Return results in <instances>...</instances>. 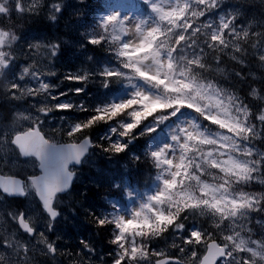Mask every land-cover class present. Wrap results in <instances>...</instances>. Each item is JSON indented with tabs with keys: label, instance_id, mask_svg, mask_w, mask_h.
I'll list each match as a JSON object with an SVG mask.
<instances>
[{
	"label": "snow or ice",
	"instance_id": "snow-or-ice-1",
	"mask_svg": "<svg viewBox=\"0 0 264 264\" xmlns=\"http://www.w3.org/2000/svg\"><path fill=\"white\" fill-rule=\"evenodd\" d=\"M225 3L226 0H144L150 10L147 19L139 14L122 15L120 11H113L97 21L95 27L81 32L87 43L97 46L102 43L97 29L117 25L119 31L116 35L123 49L118 65L97 67L91 71L82 67L75 74L65 71L62 84L68 86L51 90L47 101L55 109L47 115L42 113L43 121L33 123L30 115H25L31 109H26L20 114L23 123L11 130L0 129V137L10 149L0 155V202H4L0 205V232H3L0 235V248L7 247L9 238L31 244L38 236H45L54 229L60 216L59 196L70 187L74 177L70 165L82 162L90 148L99 145L103 149L107 145L113 154H120L138 136H155L158 129L163 130L170 123H175L169 132L170 139L146 153L155 163L168 169L167 175L157 172L156 178L162 185L158 195L149 197L148 202L134 210L130 217L102 216L94 222L100 228L112 226L110 243L116 251L115 255L109 253L112 259L107 264H181L183 257L177 253L190 254L193 264H233L236 256L233 248L245 256L257 246H264V232H259L250 240H247L246 233L241 232L243 223H249L250 230L253 224H264V200H259V208L255 207L258 200L256 192L264 191V182L254 181L247 175L258 162L259 170L252 172V175L264 178V101L253 100L249 95L256 94L254 86H257L259 94L264 96V21L258 22L255 14L246 15L242 11L243 6L230 8L210 18ZM22 8V4H16L11 15L15 17ZM63 10L64 7L57 0L52 7L57 18ZM177 14L180 15L179 19L175 18ZM82 15V10L75 13L76 18ZM129 25L137 30L134 37L126 34ZM245 32L251 37L247 43L240 38ZM154 36L159 38L153 39ZM66 43L70 41H58L54 61ZM140 45L151 48V52L143 53L140 57L127 54ZM180 57L186 58V63L201 74L223 72L228 64L233 66L229 74L232 87L244 88L243 99L237 98L241 109L247 112L243 123L231 117L227 111V101L219 88L213 90L207 81L201 84L189 75L173 78L161 71L173 69ZM87 60L92 62L93 58L87 57ZM4 71L12 81V93H16L26 83L17 75L21 71L20 64L12 62ZM146 73L152 79H145ZM41 80L44 84L50 82L44 77ZM97 80L103 88L117 82L127 83L132 91L120 101L112 100L93 106L83 93L89 83ZM136 81L149 86L151 90L137 86ZM35 83L40 84V81L35 80ZM74 83L80 87H73ZM166 83L177 90L169 91ZM197 96L207 99L209 106L205 107ZM32 99L38 100L37 97ZM149 107L154 110H149ZM112 108L122 110L107 119L100 115ZM184 110H192L194 118L181 121ZM71 113L85 115L82 119H68ZM50 116L66 120L69 134L79 133L83 142H52L43 131ZM221 121L230 123L232 129L238 131L233 132L222 126ZM100 124L108 125L115 137H104L106 144L95 142L91 136L92 130ZM241 133H247L249 139H242ZM225 145L230 146L229 150H224ZM205 147L217 149L226 159L221 160L216 151L205 152ZM197 151L200 152L199 157ZM135 159L139 160L140 157ZM209 167L217 176L223 177V183L209 178ZM233 168L243 169L244 175H229V170ZM233 180L236 183L246 180V188L230 191L229 184ZM189 181L197 183L198 195L193 196L182 190L177 192ZM15 197H23L28 204L24 207L9 206L7 200ZM162 197L168 199L167 207H160ZM238 201H244L246 207L231 213L217 206L224 202L236 204ZM178 203L182 207L176 211ZM201 207L208 208L212 219L219 217L223 223L217 220L207 227L198 223L189 227L186 217H190L189 214L196 216ZM149 210H155V214ZM169 216L172 217L171 221L167 225L157 226L159 231L154 230L152 234L158 233L156 236L160 237L173 231L172 251L168 250V245L154 249L150 246V239L143 237L139 243L135 240L122 242V239L127 241V234L122 232L121 227L125 220L143 218L145 223L154 224L157 219ZM236 233L247 240L246 249L241 247L240 237ZM60 239L57 235V241ZM177 241L179 247H176ZM81 243L84 249L94 252L90 247H85L87 243ZM46 250L55 257L64 249L49 238ZM241 264H247V261L242 260Z\"/></svg>",
	"mask_w": 264,
	"mask_h": 264
},
{
	"label": "clouds",
	"instance_id": "clouds-1",
	"mask_svg": "<svg viewBox=\"0 0 264 264\" xmlns=\"http://www.w3.org/2000/svg\"><path fill=\"white\" fill-rule=\"evenodd\" d=\"M57 0H0V129L11 130L14 126H19L23 121L20 118V114L26 109H31L30 113H25L26 116L30 115L33 123L36 121H43V115H47L49 112H53L55 109L54 105H51L47 101V97L51 95V90L61 86L64 76L61 68L56 66V61L53 57L57 54V45L59 40H67V37L61 36L57 39L41 38V39H29L23 38V33L29 25L35 20H43L55 22L57 21L56 14L52 11V7ZM22 4V10L18 11L13 17L11 15L13 5ZM62 7H65L66 0H59ZM77 3L83 4L84 0H77ZM233 5L240 6H253L259 9V14L256 15L257 21H264V0H230ZM251 16V15H250ZM99 32L102 43L97 47L102 48L104 51L112 54L113 58L119 61L121 53L123 51L120 44V38L116 35L119 31L118 26L113 24L110 27H100L97 29ZM126 34L129 36H135L137 34L136 28L129 25L126 30ZM255 35V33H253ZM241 40L247 43L251 37L245 32L241 34ZM83 47V45L81 46ZM88 57H91L89 55ZM12 62L20 64L21 71L17 73L21 80H26V83L22 88H19L16 93H12V81L6 77L4 69ZM95 69V68H94ZM89 68V70H94ZM79 70V69H78ZM72 71L74 74L78 71ZM233 70L231 64L227 65V70L223 72H217L214 74H201L192 69L187 63L186 58L180 57L176 60L173 69H161L166 75L170 76H184L189 75L192 78L199 80L201 84L207 83L211 85L212 89L219 88L227 101V111L230 113L232 118H238L241 123L246 119L247 112L242 110L240 104L237 102V98L242 100L244 94L241 93V88H233L230 73ZM39 80L40 84H36L35 80ZM41 77L48 78L49 84H44ZM53 78L56 82L53 83ZM256 88V94L249 93L253 100L264 101V96L259 94V88ZM33 88L35 90L33 91ZM15 97V99L13 98ZM37 97L38 100L32 99ZM205 107L209 106V101L200 96L196 97ZM20 105V107H17ZM43 113V115H42ZM56 119L50 116L48 122L44 124L43 131L52 142L57 143H71L80 144L83 142L81 135L77 132L69 134L67 121L58 120L57 123L53 124L52 121ZM26 126V125H25ZM251 127V124H249ZM214 131V130H213ZM241 137L244 140H248L247 133H241ZM96 148H100L99 145ZM101 149V148H100ZM10 149L3 143V137H0V155L8 152ZM102 152L113 154L109 150V146L105 145ZM149 162L156 169L160 168V165L155 163L151 158ZM77 165L81 162L77 161ZM73 175H76L77 169H72ZM259 170V163L256 162V166L251 168L247 175L254 181L264 182V178L259 176H253L252 172ZM208 175L212 176L213 172L210 167L208 168ZM215 179L222 180L223 177L216 176ZM240 183L246 184V180H241ZM238 187L237 183L233 180L229 184V188L236 190ZM69 189V188H68ZM63 190L61 194H66L67 200L61 199L59 196V206L75 201V194ZM183 191L185 193H191L193 196L199 194V188L195 182H186L182 189H178L177 192ZM158 195V193H157ZM258 196L256 208L260 207L259 200H264V191L256 192ZM77 204L80 201H76ZM182 207V204L178 203L176 211ZM73 210L74 209H70ZM171 210V208H170ZM207 209L199 210L197 215L192 217L196 223L203 227H207L209 223L215 224L217 220L223 223V220L219 217L211 220H201L198 217H204ZM191 216V214H189ZM97 216L89 212L85 218L88 223L95 224ZM239 220V218H236ZM187 221L189 217H186ZM231 223V221H230ZM241 232L247 234V240L256 236L259 232H264V224L251 226L249 223H243ZM3 235V232H0ZM154 235H158L154 234ZM240 237V233L235 234ZM49 236H38L31 244H24L18 239L9 238L6 243V248H0V264H105L103 258L96 261L93 260L90 255H86L79 249L69 251L67 249L61 250L55 257L49 254L47 249ZM264 239V237H262ZM247 240L240 237L241 247L247 248ZM53 243H57V237L52 239ZM110 242V241H109ZM171 244H168L169 251H172ZM230 246V245H229ZM86 248L90 247L89 244L85 245ZM176 247H179V242H176ZM236 252L233 264H241L242 260H246L247 264H264V246H257L253 251L245 256H241L240 252L236 248L232 249ZM178 256H182L183 259L181 264H193V259L190 254L177 253ZM63 258L61 261L60 258Z\"/></svg>",
	"mask_w": 264,
	"mask_h": 264
},
{
	"label": "trees",
	"instance_id": "trees-1",
	"mask_svg": "<svg viewBox=\"0 0 264 264\" xmlns=\"http://www.w3.org/2000/svg\"><path fill=\"white\" fill-rule=\"evenodd\" d=\"M115 0H84L83 4L77 3V0H66V4L64 7V10L62 14L58 17L57 21L50 22V21H43V20H35L32 22L31 25L27 27L23 35H34L39 38H49V39H57L61 36L67 37V40L70 41V43L64 44L61 52L58 54V58L56 59V66L61 68L63 72L65 71H76L78 69L86 68H97L102 66H117L118 61L115 60L111 53L104 51L102 48H99L97 46H93L90 43H87L83 36H81V32L85 31L86 29H91L95 27L97 21H99L102 17L105 16L106 13L110 12L112 10V7L114 6ZM133 2L135 9L140 12L143 18L148 17L150 15V10L148 7L144 4V0H131ZM16 4L14 3L13 6ZM233 7H240V5H233L230 3V0H226L225 5L217 10V12H214L210 15V18H215L220 12H226L228 9ZM78 10L83 11V15L80 18H76L75 13ZM242 11L245 12L246 15L250 16L253 14H259V9L254 8L253 6H244L242 8ZM176 19L180 18V15L177 14L175 16ZM159 38L158 36H154L153 39ZM83 45V47H77V45ZM151 49V48H148ZM134 48L132 50L128 51V55H132L133 53H136ZM91 55L93 58L92 62L87 60V57ZM179 59V58H178ZM116 75V74H113ZM145 79H147V76L145 75ZM99 80H97L95 83H89L86 88V93L88 95H84V98L87 99V101L95 106L96 104H103L109 99V95L113 93L114 91H118L122 85V83H113L110 85L109 88H106L107 91H100L101 88L99 84ZM145 87L148 90H151L149 86L145 85ZM241 93L244 94V88L241 87ZM150 108L149 110H151ZM154 110V109H152ZM113 113H119L118 111H103L101 112V116H103L105 119L110 118ZM83 113H78L77 119L84 118ZM195 116V113H193V117ZM99 118V117H98ZM143 118V114L140 117ZM108 125L106 124H100L96 128H94L91 132V136L95 139L97 143L106 144V140L99 141V135L107 128ZM139 146L132 147L133 154L136 152L138 156L140 157L139 160L133 159L131 157L132 153H130V158H127L126 169H122L121 165L122 163H116V158H121L124 155L123 153L116 154V155H109L108 153L102 152L100 148L94 147L93 153L90 158H88V164L86 165V179H85V185L82 184L83 180L82 178L78 179L77 184L78 189H82V192L85 193V202L86 204L83 206L82 209H79V207H72L73 210H66L65 214L79 217L80 214L85 213L86 211H89L88 208L90 206L94 207H100L108 201L106 198L107 196H116L118 191L114 189L113 183L116 179L121 180L123 172L130 178L131 181L136 183H141L145 177L148 175L158 172L156 168L152 166V164L149 162V157L146 155L147 149L146 145L147 142L145 138L142 136L138 137ZM136 144V145H137ZM200 147L199 142L197 143V148ZM130 149V148H129ZM206 150V147L203 149ZM127 154V153H126ZM125 154V155H126ZM197 156L199 157L200 152H196ZM106 158L110 159L113 158L115 161V167H117V171L115 170V167L113 168L112 165L109 164L106 165ZM122 159V158H121ZM96 163L99 168L95 169L91 163ZM102 167H105L103 171H105V175L102 174ZM109 174L110 178H107L106 176ZM241 175H244V170H242ZM217 174L213 172L212 176H209V178H215ZM146 183L148 182V179L145 180ZM217 183H223L222 180H216ZM238 187L236 188L237 191L244 190L246 188V184L240 183V181L237 183ZM75 187V186H74ZM175 188V185L173 186ZM231 191L232 189L229 188ZM77 196H80L78 192H75ZM167 200H165L166 202ZM164 205V203H162ZM167 207V205L165 206ZM241 207H246L244 201H239L236 205L228 206V210L230 212L237 211ZM207 209V212L205 213L204 217H198V219L201 220H211V214L210 210L206 207H202L201 210ZM236 218H239L237 216ZM172 217L169 216L167 218L157 219L154 224H156V231H159L157 226H164L167 225L171 221ZM190 221H187V225L191 227L192 225L196 224L195 220H192V217H189ZM153 224V225H154ZM108 230V234L105 230ZM110 229V232H109ZM95 232L98 236L99 245L102 241L106 247L111 248V243L109 242L112 238V227L111 225L102 227V228H96ZM154 232V231H153ZM152 232V233H153ZM109 233L111 234V238L108 236ZM152 233H147L143 239L149 240L150 246L154 249L164 248L166 247L173 238L174 232L169 231L168 233H165L164 235L157 237L156 235ZM151 234V235H150ZM89 237V234H88ZM101 238V241H100ZM84 239V237H83ZM140 239L138 240L139 243ZM73 245H77V239L72 238L71 240ZM91 246L96 244V238H93L90 242ZM97 246V245H96ZM101 247V246H99ZM98 246L96 248H99ZM61 249H68L65 247V243H63L60 247ZM95 248V247H94ZM115 248V246H113ZM112 249V248H111ZM116 250V249H115ZM61 261H63V258H60Z\"/></svg>",
	"mask_w": 264,
	"mask_h": 264
},
{
	"label": "rangeland",
	"instance_id": "rangeland-1",
	"mask_svg": "<svg viewBox=\"0 0 264 264\" xmlns=\"http://www.w3.org/2000/svg\"><path fill=\"white\" fill-rule=\"evenodd\" d=\"M113 11H120L121 14H137V12L134 10V7L132 6L130 0H119L118 3H117V6L116 8L113 10ZM112 11V12H113ZM108 15V14H107ZM137 48L141 49V51H139L138 54H134L132 57H140L143 53H146L144 50L146 48V46L144 45H140V46H137ZM148 74V73H146ZM150 75V74H148ZM151 76V75H150ZM173 78H175V76H173ZM166 87L168 89H173V90H177V88L175 86H170V85H167L166 83ZM132 91V88L129 84H126L125 85V92L123 95H119L117 98H115L114 101H120L122 99H125L128 97L129 93ZM190 119L189 117H184V116H180V120L181 121H184V120H188ZM55 123H57L58 121L56 119L53 120ZM222 123V126L224 127H227L229 128L230 130H232L233 132H237L238 130L237 129H232V126L230 123H226L224 121H221ZM175 127V123H170L166 126H164L163 130L160 131V133H158V136L156 137L154 143H153V148L159 146L162 142H166L170 139L169 137V132L171 129H173ZM230 146L229 145H225L224 146V150L227 151L228 148ZM216 151L217 152V155L219 156V158L221 160H224L226 159V157H223L220 155V153L217 151V149H208L206 150L205 152L207 151ZM162 168H165L163 165H160ZM166 171H164V173L162 175H167V171L168 169L165 168ZM243 169H237V168H233L231 170H229L228 174L229 175H238L242 172ZM161 182L156 179L154 184H153V187L152 189H148L145 193H144V197L146 199V201H148L149 197H151L152 195L154 194H157L158 193V190L161 189ZM129 201H130V212L128 211L126 214H123L122 216L124 217H130L131 213L134 211V210H137L140 208V206L142 204H144L142 201L141 198H139L136 194L134 195L132 192H130V197H129ZM239 202V201H238ZM237 202V203H238ZM236 203V204H237ZM236 204H232V203H228V202H224V203H221V204H218L217 206L218 207H222L224 209V211L226 212H229L231 213L227 208L228 206H232V205H236ZM201 210V208H200ZM152 212H155V210H151ZM128 220H125L123 223L127 222Z\"/></svg>",
	"mask_w": 264,
	"mask_h": 264
},
{
	"label": "flooded vegetation",
	"instance_id": "flooded-vegetation-1",
	"mask_svg": "<svg viewBox=\"0 0 264 264\" xmlns=\"http://www.w3.org/2000/svg\"><path fill=\"white\" fill-rule=\"evenodd\" d=\"M4 202H0V205H2ZM10 203H12L11 205L13 206V207H23V205H21V206H18L17 204L16 205H14L13 203H14V199H9V200H7V204L9 205ZM10 205V206H11Z\"/></svg>",
	"mask_w": 264,
	"mask_h": 264
},
{
	"label": "water",
	"instance_id": "water-1",
	"mask_svg": "<svg viewBox=\"0 0 264 264\" xmlns=\"http://www.w3.org/2000/svg\"><path fill=\"white\" fill-rule=\"evenodd\" d=\"M87 154V153H86ZM71 165H77V164H75V163H72ZM73 180V179H72ZM71 183H72V181L70 182V185H71Z\"/></svg>",
	"mask_w": 264,
	"mask_h": 264
}]
</instances>
